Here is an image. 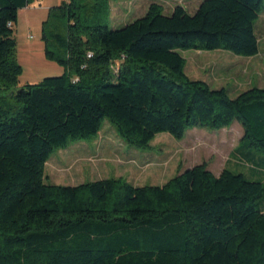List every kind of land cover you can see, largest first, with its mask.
Segmentation results:
<instances>
[{
	"label": "trees",
	"instance_id": "16d2710c",
	"mask_svg": "<svg viewBox=\"0 0 264 264\" xmlns=\"http://www.w3.org/2000/svg\"><path fill=\"white\" fill-rule=\"evenodd\" d=\"M36 1L0 0V264H264V185L241 173L215 176L202 164L140 187L44 177L55 150L96 137L104 121L140 150L159 134L180 141L236 122L234 160L264 163V89H211L186 76L182 56H257L264 0H202L193 13L176 6L168 15L151 3L118 29L107 26L110 0L62 1L41 35L45 60L64 73L12 91L22 74L18 11Z\"/></svg>",
	"mask_w": 264,
	"mask_h": 264
},
{
	"label": "rangeland",
	"instance_id": "374dc122",
	"mask_svg": "<svg viewBox=\"0 0 264 264\" xmlns=\"http://www.w3.org/2000/svg\"><path fill=\"white\" fill-rule=\"evenodd\" d=\"M60 1L67 0H38L18 11L14 38L22 74L12 91L25 84H35L44 78L64 73L63 68L45 60L41 35L42 23L48 10L58 6ZM162 1H165V15L170 14L178 4L186 2ZM149 2L110 0L108 28L118 29L142 17ZM194 5L188 4L189 13H193L191 11L194 7L190 6ZM256 33L260 53L253 59L237 57L225 51L183 52L186 76L206 83L211 89L225 87L229 89L231 97L251 86L264 89V13L257 22ZM241 136L242 129L235 122L220 131L199 128L188 130L180 141L168 134H159L151 142L150 149L140 150L125 143L117 136L114 126L104 121L96 137L85 141H70L66 149L55 150L51 154L44 168L45 183L76 186L85 182L122 178L133 186H161L184 170L204 164L215 176L226 168L233 173L243 174L248 181H261L264 185V163L261 159L256 157L252 162L249 158L237 157L234 164L232 152ZM250 165L257 167L256 170L253 171ZM251 172H255L254 176L249 174ZM256 203L264 211V197Z\"/></svg>",
	"mask_w": 264,
	"mask_h": 264
},
{
	"label": "crops",
	"instance_id": "0c3cea01",
	"mask_svg": "<svg viewBox=\"0 0 264 264\" xmlns=\"http://www.w3.org/2000/svg\"><path fill=\"white\" fill-rule=\"evenodd\" d=\"M170 1H174L175 2V0H170ZM186 2L185 3H180V4H178L177 6H181V7H183L185 10H187L188 11V4L189 5H192V3H195V5L194 6H190V7H194V10L193 11H191V12H195L196 11V9L198 8V6H199V4L201 3V1L202 0H196V2H187V0H185ZM194 1V0H193ZM61 2V1H60ZM151 3H158V4H160L163 8L165 7V6H163V4L165 3V1H162V0H150V2H149V4H148V6L151 4ZM170 5H171V3H169ZM171 12V11H170ZM189 12V11H188ZM264 13V12H263ZM262 13V14H263ZM261 14V15H262ZM260 15V16H261ZM260 16H259V18H260ZM259 18H258V20H257V22L259 21ZM257 22H256V26H257ZM256 26H255V32H256ZM256 35H257V33H256ZM258 37V36H257ZM258 41H259V39H258ZM259 46H260V44H259ZM259 53H260V47H259ZM259 53H258V55H259ZM257 55V56H258ZM257 56H255V57H252V58H246V59H253V58H256ZM252 87V86H251ZM251 87H249V88H251ZM249 88H247V89H249ZM259 88V87H258ZM246 89V90H247ZM239 146V144L237 145V147ZM237 147L234 149V150H236L237 149ZM233 150V151H234ZM236 163V161L234 160V164Z\"/></svg>",
	"mask_w": 264,
	"mask_h": 264
}]
</instances>
